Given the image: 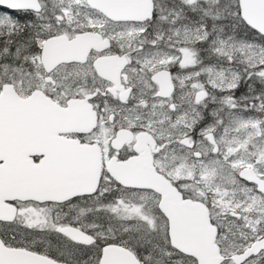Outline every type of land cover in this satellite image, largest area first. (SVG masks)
<instances>
[{
    "label": "snow or ice",
    "instance_id": "snow-or-ice-1",
    "mask_svg": "<svg viewBox=\"0 0 264 264\" xmlns=\"http://www.w3.org/2000/svg\"><path fill=\"white\" fill-rule=\"evenodd\" d=\"M0 264H264V0H0Z\"/></svg>",
    "mask_w": 264,
    "mask_h": 264
}]
</instances>
